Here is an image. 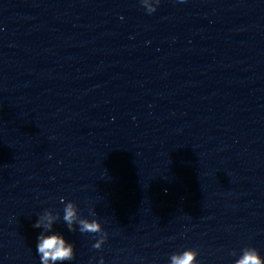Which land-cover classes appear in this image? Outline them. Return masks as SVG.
<instances>
[{"label": "water", "instance_id": "1", "mask_svg": "<svg viewBox=\"0 0 264 264\" xmlns=\"http://www.w3.org/2000/svg\"><path fill=\"white\" fill-rule=\"evenodd\" d=\"M45 210L57 264L264 259V0H0V264H40Z\"/></svg>", "mask_w": 264, "mask_h": 264}, {"label": "clouds", "instance_id": "2", "mask_svg": "<svg viewBox=\"0 0 264 264\" xmlns=\"http://www.w3.org/2000/svg\"><path fill=\"white\" fill-rule=\"evenodd\" d=\"M179 2H184V0H179ZM140 3L151 14L156 11V5L160 3V0H152L151 4H146L145 0H140ZM61 203H64L62 219L68 231H76L77 227H74L75 225L78 226V231L82 234H97L98 238L95 239L92 248L101 249L108 238V233L102 228L98 220L82 218L78 213L77 205L72 201L65 203L64 199L61 198ZM88 211L90 215H95L92 208H89ZM59 218L58 213L54 215L52 212L45 210L33 224L34 228L42 229L37 237L38 242L36 245L40 264H57V262L71 261L74 259L73 244L66 241L61 233L53 231V224ZM197 255L198 251L196 249L187 248L182 252L171 254L169 264H199L196 259ZM232 255L235 256L236 253L233 252ZM98 264H104L103 257H100ZM234 264H264V259L260 257L257 249L246 246L241 250V254L234 261Z\"/></svg>", "mask_w": 264, "mask_h": 264}]
</instances>
